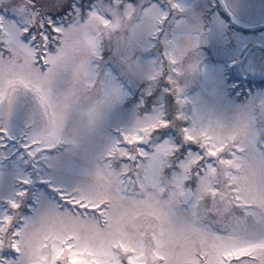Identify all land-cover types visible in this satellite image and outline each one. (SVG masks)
Returning a JSON list of instances; mask_svg holds the SVG:
<instances>
[{"label":"snow or ice","instance_id":"obj_1","mask_svg":"<svg viewBox=\"0 0 264 264\" xmlns=\"http://www.w3.org/2000/svg\"><path fill=\"white\" fill-rule=\"evenodd\" d=\"M136 7L111 0L85 15L72 0H0V264H264V133L252 116L190 115L195 14L177 0ZM176 14L183 23L165 38ZM125 21L163 43L147 76L163 102L57 186L63 162L51 154L77 155L122 99L100 90L93 68L106 40L132 34ZM27 94L37 109L18 137Z\"/></svg>","mask_w":264,"mask_h":264},{"label":"rangeland","instance_id":"obj_2","mask_svg":"<svg viewBox=\"0 0 264 264\" xmlns=\"http://www.w3.org/2000/svg\"><path fill=\"white\" fill-rule=\"evenodd\" d=\"M110 2L98 0L91 8H101ZM123 2L127 4V0ZM152 3L158 2L142 0L140 6L136 8L137 12L141 6ZM85 4L86 1L83 0V5ZM87 12L83 11L85 15ZM229 12V15L241 25L236 27L229 24L222 28L221 24L217 23L215 27L205 30L200 28V18L195 17L192 21L191 27L193 29L196 27L202 42L194 50L192 57V62L199 65L200 71L188 82L186 95L192 103L187 110L190 115L199 114L206 119L233 120L240 114L252 116L256 120L258 130L264 133V109L261 108V104L264 103V91L251 87L248 96L241 99V92L233 91L236 85L229 80L226 73L232 63L242 59L234 67L238 75V77L235 75V78L246 83L240 87L248 90L251 78H264V59H258V52L252 46V37L248 36L245 30L251 29L253 18L251 14L242 13V11L229 10ZM70 19L78 23L80 17L74 16ZM179 23H183V18L176 14L165 28L164 37H169L174 31L173 26ZM124 28L132 34L113 37L111 42L106 40L102 49L103 59L93 68L94 77L99 79L100 90L107 89L112 95L122 94V99L111 111L104 127L88 138L77 155L68 156L64 152L51 154L54 160L59 157L63 162L58 172L51 173L55 177L57 186H71L80 180L88 170L85 161H91L96 156L106 153L117 139L118 131L131 128L138 116L148 115L158 103L163 102V94L155 98L149 96V93H155L157 87H163V85L159 82L152 83L147 78L151 70L163 65L162 41L147 36L146 30L142 31L139 25L137 30L125 21ZM240 28L245 31L241 32ZM131 51H134V57L130 54ZM36 109L37 102L32 94L22 95L18 99L15 116L16 136L23 135L25 123L36 113ZM14 147L9 142V151H14ZM9 171L5 169L6 174ZM23 171L32 174L34 179H39L40 174L35 173L30 167ZM44 175H49L46 169ZM38 187L45 186L38 185ZM2 196L3 193H0V197ZM47 198L54 205L59 206L55 193H50ZM5 206L0 201V209ZM26 206L22 209L23 214L31 215L30 207L26 209Z\"/></svg>","mask_w":264,"mask_h":264},{"label":"flooded vegetation","instance_id":"obj_3","mask_svg":"<svg viewBox=\"0 0 264 264\" xmlns=\"http://www.w3.org/2000/svg\"><path fill=\"white\" fill-rule=\"evenodd\" d=\"M158 1L160 5L167 9V0ZM72 2L80 7L83 5V0H72ZM128 2L138 8L142 0H129ZM177 2L190 8L196 15L195 17L200 18V28L203 29H211L217 23L221 24L222 28L234 23L236 27L241 25L235 18L229 16V10L251 14L253 18L252 33L246 34L252 37V46L258 52V59H264V0H177ZM241 32H244V30H241ZM259 87L263 88L264 84L259 85Z\"/></svg>","mask_w":264,"mask_h":264}]
</instances>
